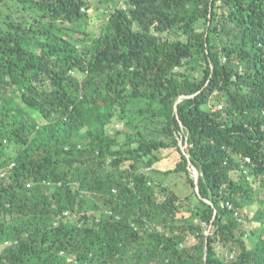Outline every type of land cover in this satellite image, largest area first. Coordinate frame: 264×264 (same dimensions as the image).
Listing matches in <instances>:
<instances>
[{
  "label": "trees",
  "instance_id": "16d2710c",
  "mask_svg": "<svg viewBox=\"0 0 264 264\" xmlns=\"http://www.w3.org/2000/svg\"><path fill=\"white\" fill-rule=\"evenodd\" d=\"M18 2L0 264H264V0ZM174 153L184 197L150 172Z\"/></svg>",
  "mask_w": 264,
  "mask_h": 264
},
{
  "label": "rangeland",
  "instance_id": "374dc122",
  "mask_svg": "<svg viewBox=\"0 0 264 264\" xmlns=\"http://www.w3.org/2000/svg\"><path fill=\"white\" fill-rule=\"evenodd\" d=\"M0 10L3 12H9V11H14L18 8H21L22 3L18 2V0H0ZM115 1V0H113ZM121 1V0H120ZM89 12L92 13V15L95 16V19L99 21L103 17V13L105 12V9L103 7L100 8H91L89 9ZM6 14V13H5ZM93 29V28H91ZM95 32V31H92ZM115 127H120L122 126V123L120 120L116 119L113 123ZM176 157L178 155L174 153L171 157L165 158L164 160L156 163L154 167L156 170H151L150 172L153 173V176L156 181L163 182L164 184L169 186V189L172 191L177 192L181 197H184L186 195H189L192 193L193 189L185 184L186 178L184 175H177V174H171V175H164L161 173L163 171L162 169L168 168L169 166H174L176 163ZM175 161V162H174ZM248 215L252 214L251 208L247 209ZM182 214L179 213L178 217H181ZM228 249H226L227 251Z\"/></svg>",
  "mask_w": 264,
  "mask_h": 264
},
{
  "label": "built area",
  "instance_id": "2783aa9c",
  "mask_svg": "<svg viewBox=\"0 0 264 264\" xmlns=\"http://www.w3.org/2000/svg\"><path fill=\"white\" fill-rule=\"evenodd\" d=\"M245 160H246V162H247L248 164H252V160H251L250 157H246ZM14 165H15V163L12 162L11 165L8 166V168H12ZM244 173H245V175H246V177H247V180H248V181H251V176H250V173H249L248 169H244ZM1 175H4V171H1ZM28 186H30V185H28ZM226 205H227L229 208H233V204L230 203V202H227ZM235 215H236V217L239 219V221H241V218H240V216H239L238 211L235 212ZM210 232H211V226H208V225L205 224V233H206L207 235H209Z\"/></svg>",
  "mask_w": 264,
  "mask_h": 264
},
{
  "label": "water",
  "instance_id": "95a60500",
  "mask_svg": "<svg viewBox=\"0 0 264 264\" xmlns=\"http://www.w3.org/2000/svg\"><path fill=\"white\" fill-rule=\"evenodd\" d=\"M180 101V100H179ZM178 101V102H179ZM184 149H185V147H184ZM195 177H196V183H198V174L197 175H195ZM198 190V189H197Z\"/></svg>",
  "mask_w": 264,
  "mask_h": 264
}]
</instances>
